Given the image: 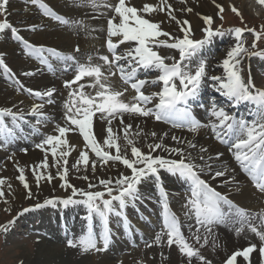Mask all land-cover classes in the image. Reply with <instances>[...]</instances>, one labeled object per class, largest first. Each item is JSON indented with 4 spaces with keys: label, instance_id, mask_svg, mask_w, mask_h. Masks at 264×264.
<instances>
[{
    "label": "snow or ice",
    "instance_id": "snow-or-ice-1",
    "mask_svg": "<svg viewBox=\"0 0 264 264\" xmlns=\"http://www.w3.org/2000/svg\"><path fill=\"white\" fill-rule=\"evenodd\" d=\"M87 6L92 8L104 7L114 13L113 16L107 20V40L106 48L109 55H99L98 59L103 61V64H93L92 57L89 56L84 64H78L75 69V75L72 80L64 82V87L72 89L73 84L87 78H92L93 83L90 87L95 89L93 93H86L84 85H80L77 89L69 92V100L65 104L66 114L65 126H57L56 133L48 135L42 143L36 145L42 151L45 150V145L50 146L51 155L53 157L52 166H59L62 162V168L57 167V175L54 177L47 172L49 168L47 155L44 161L33 166V177L39 186L41 180L48 183L54 178H58L62 183L61 188L71 189V194L67 198L45 199L43 204L36 203L33 205L34 209H39L48 205L56 207L63 205L68 207L76 203H83L89 210L87 217L89 224L87 231L74 241L69 239L67 244L69 247L79 246L83 251L107 250L111 238L110 230L106 225V216L109 213L116 212L117 209L125 208L130 202L137 199V185L146 177H154L159 179L158 172L160 169H165L169 173L178 174L191 183V199L188 201L187 207L190 210V215L195 217L196 224L211 232L213 226L220 224H233L236 226L234 230L237 233L243 232L245 229L254 233L262 242H264V211L252 214L244 208L236 207L228 200L227 197L212 189L204 180L200 179L195 163L196 157L192 153H185L184 148H167L162 143L163 137H160L161 142L151 143L147 145L148 152H142L140 148L135 146V141L130 137L129 133L132 129L131 124H124L123 115L129 114L139 117H152L156 121L171 124L173 128H186L190 133L196 134L204 125L194 118L189 109L191 102L195 101L200 92L202 83L207 76L206 63L203 59L193 60L197 56L199 49H202L211 38L215 35H221L219 30L211 28L213 23L212 17H203L205 24L209 27L203 29L204 38L194 40L190 38V26L188 28L181 27L184 33L183 37H176L169 32L163 31L159 23L151 22L144 18L142 14H151L154 11H164V7H157L156 5L144 4L142 8L130 6L127 0H117L113 5L107 3L106 0H84ZM9 0H0V15L6 17L7 5ZM32 4H39L45 9V16H54L51 9L48 8L42 0H30ZM258 3L264 4V0H258ZM161 4L166 6L169 10V15L172 13L171 5L167 4V0H161ZM220 12L224 11L222 6L217 5ZM234 12L239 15V12L233 8ZM188 12L192 9L188 8ZM54 18L70 28L84 27L82 21H69L62 19L59 15ZM176 20L174 15L171 16ZM180 25H188V21L176 20ZM8 30L17 40L24 45L25 54L28 56H35L39 58L41 64L46 65L49 69L52 64L49 63L48 57H54L58 60L72 61L75 58L71 55L63 56L58 50L45 48L43 46H36L17 34V29L5 19L0 22V32ZM29 30H35L32 26ZM234 33L236 44L227 52L226 58L222 61V67L226 73V78L222 79L219 76H210L208 79L215 82L217 91H221L223 95L240 102H251L257 108V119L249 123L246 120H236L223 108H218L212 105L209 109L211 117L215 120L209 126L214 133L215 139L220 143L229 144L230 149H233L235 160L239 163L241 169L247 174L252 181L254 187L261 193H264V90L257 88L251 79L245 80L239 69L240 57L242 54L248 52L243 45L242 36L244 30L241 28H234L230 30ZM254 31V30H253ZM113 37L118 38V42H133L134 47H130L122 53H118V42L113 41ZM161 37H166L162 40ZM259 39V36L256 37ZM160 46L177 49L179 52V60L175 57L161 56L155 48ZM255 44L252 45L254 49ZM75 51H79L77 45ZM48 53L45 57L44 53ZM251 55L264 58V50L256 52L253 51ZM166 60H172L171 64L166 63ZM192 61L196 64L195 69L186 67L185 62ZM107 68V73L102 71ZM0 69L4 73H9L10 69L6 65L2 56H0ZM115 69V71H113ZM141 70L151 71L156 70L158 75L155 80L148 81L147 79L139 78ZM119 73L120 80L129 85L134 90L135 95L132 97V102H125L120 98L128 91L127 88L117 91L111 90V85L108 83L110 75ZM31 75V73H25ZM179 82V86L177 85ZM160 83L162 89L159 92L152 94H145L142 89L145 84ZM56 92L55 88H49L44 91H32L29 89V94L38 98L41 103L33 104L31 109L27 112L17 109H0V131H5L6 136H12L13 131L7 128V121H24L26 115L39 117L37 123L46 122L47 117L41 111L44 105L51 104L52 98ZM154 98H158V102L154 107H148L152 104ZM99 113L98 119H107V126L105 128L106 136L102 144L98 143L95 133L93 131V117ZM119 116L121 128L119 131L123 132V139L125 143L119 144L120 136L117 130L112 127V119ZM74 126V127H73ZM78 130L79 135L83 137V141L87 148L95 154L100 161L107 163L109 160L119 161L127 169L130 170V175H121L114 182L112 179L101 180L100 183L104 187V191H84L77 189L68 182V168L67 157L69 152L65 150L67 145L66 135L70 131ZM228 134V138H224ZM136 135H139L137 133ZM153 132L152 136L156 137ZM164 135H167L166 133ZM172 139L177 144L183 143L176 136ZM187 147L196 149L197 145L189 140ZM164 149L169 152L170 156H175V159H165L160 156H154L152 153L158 149ZM115 149L113 155L111 150ZM130 149V156L128 155ZM59 150V156H58ZM206 147H200L199 160L205 161V156L202 153L207 152ZM222 154H217L216 158ZM207 159H212L209 156ZM83 163L85 166L89 165V153L81 151L76 163L72 166L79 171V165ZM95 170V163L92 164ZM211 166L209 165V168ZM203 171V168H200ZM19 181L23 187L28 191L27 198L32 197V192L29 189V184L24 175V170L19 169ZM224 171H216V176H223ZM87 179V177H84ZM5 178H0V197L5 195L3 185ZM113 184L115 186H113ZM9 189L11 185H8ZM94 187V185H89ZM115 193V194H114ZM105 195L109 199H104ZM161 195L164 211V231L161 235L156 237V242L159 243L162 237H166L168 245L175 244L182 255L191 260L193 257H199L202 264H206L205 258L200 255L199 250L190 244L181 233L179 223L175 215L169 213V206L166 203V193L161 189ZM79 196L81 199L76 200L74 197ZM115 202V203H114ZM32 209L25 208L23 212H28ZM23 212L21 214H23ZM93 214L99 217L101 221V230L97 233L91 223ZM9 224L14 221H9ZM0 229L7 231V225H0ZM196 243H200L201 237L197 234L194 237ZM102 244V247L98 245ZM151 246V245H149ZM256 250V246L252 245L243 250H237L232 253L225 261V264H237V257H243L244 261H249L250 254ZM259 253L264 257V246L259 248Z\"/></svg>",
    "mask_w": 264,
    "mask_h": 264
},
{
    "label": "bare ground",
    "instance_id": "bare-ground-1",
    "mask_svg": "<svg viewBox=\"0 0 264 264\" xmlns=\"http://www.w3.org/2000/svg\"><path fill=\"white\" fill-rule=\"evenodd\" d=\"M69 1V0H68ZM84 1V0H79ZM113 0H106L110 3ZM249 0H167V4L171 5L173 10L171 15H169V10L166 6L161 4V0H127V3L130 6H135L137 8H142L144 4L156 5L159 7H164V11H154L149 14H142L144 18L149 19L151 22L159 23L163 31L169 32L176 37H183L184 33L180 30L181 27L188 28L190 26L191 30H198L203 25H206L203 17H213L214 13L219 10L217 5L222 7H240L243 11L251 14L253 10L251 2ZM50 6L52 12L56 15H59L62 19L64 16L68 17L70 21L72 20H81L83 22L84 28L88 29L85 31V35L82 37L72 36V34L67 33L65 30H57L51 22H48L46 19L41 17V14L38 13V10L35 8L34 4L30 3V0H9L7 5V15L6 18L16 29L17 34L23 37L24 40L36 45L43 46L45 48L56 49L61 53H71L77 56L85 54L86 59L89 56H92V63L97 64V58H95V53L98 48L102 51L104 55L110 54L104 48L105 42L107 40V26H101L103 32L97 36L95 34L87 35L91 32V28L95 25H100L98 22L84 21L83 18H79V13L82 11H77V8L74 7L75 4L67 3L66 0H42ZM191 8L192 11L188 12L187 9ZM82 15V14H81ZM174 15L176 20L181 22L188 21V25H183L182 23L178 25L176 20H173L171 16ZM32 26H35V30H29ZM94 33V32H93ZM162 40H166V37H161ZM15 38L10 31L5 30L0 32V56L11 66L9 68L12 72H15L18 78L25 83L27 90L31 89L32 91H44L49 88H55L56 92L52 98L51 104H45L41 111L46 115L47 122L37 123L39 117H33L31 115H26L25 117H33L36 120L34 124H29V129L34 134V137H29L26 139L28 151L26 154H23L21 148L16 149V154L14 155L17 159L13 162L0 163L3 167L0 168V178H5V184L3 185V191L5 193L8 206L10 208H15V210H22L23 204H31L32 197L35 196L37 199L46 198L49 199L52 196H57L59 198H64L65 196H70L69 192L71 189H64L60 187L62 183L58 178H54L51 183L41 180L39 186H37L36 181L33 178L32 169L33 166L40 164L44 161L45 156L47 155L49 168L47 172L51 173L54 177L57 175V167L62 168V162L59 166H52L53 157L51 155L50 146L45 145V150L42 151L40 148H36V144L42 143V141L48 136L57 134V126H65V108L63 103L69 99V92L75 90L78 87L72 85V89L62 87V83L69 79L70 73L74 69L77 62L68 61L70 65L66 74H61L59 77H55L54 80H51V77L48 76L41 62L36 66L29 59L24 57L21 54L20 48L17 43L14 41ZM114 42H118V38L113 37ZM236 39L233 36L227 38L222 37L221 39H211L202 49H199L197 54L200 57H205L208 59L209 67L207 68V76L204 79L205 86L207 89H211L213 92L217 91L215 82L208 79L210 76H219L222 79L226 78V73L222 67V61L226 58L227 52L231 50L232 47L236 44ZM102 44V48H101ZM79 46V51H75L76 46ZM133 42H118L117 52L122 53L130 47H134ZM210 47V49H208ZM162 51L155 48L154 50L159 51L161 55L165 54L168 50L177 54V60H179V52L177 49H172L165 47ZM46 53V52H45ZM64 56V55H63ZM69 56V55H65ZM162 56V55H161ZM255 56V55H254ZM253 55H247L243 58V63L248 70V77L251 80H255V75L253 73L254 68H259L263 65V61H259L258 58ZM171 57V56H170ZM49 59V58H48ZM203 59V58H202ZM78 60H81L78 58ZM63 61L64 60H58ZM170 61V60H169ZM5 62V63H6ZM192 62V61H190ZM67 64V65H68ZM84 64V63H80ZM187 64V61L185 62ZM40 69V71H38ZM102 71H106L107 68H103ZM115 71V69H113ZM154 72L156 76L158 75L156 70L144 71L141 70L139 78L148 79V74ZM25 73H31V75H25ZM6 75V74H5ZM5 76L2 69H0V109H11L16 111L17 109L23 110L25 112L29 111L33 104L41 103L38 98L28 95L27 97L21 93H17L18 89L12 85L5 83ZM155 80V79H153ZM149 81H152L150 79ZM178 82V81H177ZM93 83L92 78L89 79L88 87L83 89L86 93H93L95 89L90 87ZM108 83L111 85V90H123L128 89L127 92L120 98L125 102H132V97L134 93L128 85L124 84L119 77V73L116 75H110ZM59 84V85H58ZM162 88V84H161ZM261 90H264V87H257ZM142 91L145 94H152L154 92H159V89L155 90L152 88L151 83L145 84ZM158 102V98H154L152 104H149L148 107H154ZM221 102H228L229 104L224 107V110L227 111L231 116L235 117L236 120H241L238 118V115L243 110V119L251 123L253 120L257 119V108L255 104L251 102H240L237 103L235 100L230 99L229 97L223 95ZM217 106V105H216ZM204 107V106H203ZM231 107V108H230ZM219 108V107H218ZM64 109V110H63ZM201 116H205L209 125L214 122L215 118L211 115H205L201 113ZM100 116L97 113L93 117V131L95 133L98 143L102 144L103 139L106 136L105 128L107 126V119L101 120L98 119ZM51 120V121H50ZM124 124H131L132 129L129 133L130 137L134 139L135 146L140 148L142 152H148L147 145L151 143L161 142L160 137H163L162 143L167 146V148H184L185 153H192L193 157H196L195 163L198 165L197 170L203 176L202 178L207 181L216 191L228 196L230 199L235 201L239 206L246 209L250 213L253 212H262L264 211V193H257L248 182L246 176L240 175L238 170L234 166L233 162L230 160L227 155L228 152L219 144V141L215 139L214 133L211 134V131H208L206 128L202 127L196 134L190 133L187 129L173 128L171 124L167 123H158L154 121L151 117H139L129 114L123 115ZM36 121V122H35ZM204 122V121H203ZM205 124V122H204ZM74 127V126H73ZM112 127L114 130H117V134L120 136L118 141L119 144L123 145L125 143L123 139V132L119 131L121 128L120 118L117 116L112 119ZM155 132L156 137L152 136V133ZM139 133V135H136ZM167 135H164V134ZM172 136H176L178 139L183 141L181 144H177L176 141L172 139ZM224 138H228L226 135ZM67 145L65 150L69 152V155L65 157L67 159L68 168V182L75 186L77 189L84 191H104L103 185L100 183L101 180L112 179L113 182L118 179L121 175H130V170L127 169L119 161L109 160L107 163L100 161L95 154L91 152L89 148L85 145L83 137L79 135L78 130L70 131L66 135ZM193 141L196 145V149L187 147V141ZM13 146H18L17 143L12 142ZM35 146V147H33ZM200 147H206L207 152L202 153L205 156V161L202 162L199 160V149ZM0 148H4L3 146ZM20 148V149H19ZM26 149V148H25ZM81 151H87L89 153V165L85 166L83 163L79 165V171H77L72 166L76 163L79 153ZM112 154H115V149L111 150ZM1 153V151H0ZM154 156H160L165 159H175L178 157L170 156L169 152L165 151L163 148L158 149L152 153ZM217 154H222L219 156V159L216 158ZM130 156V149L128 152ZM59 156V150H58ZM209 156L212 159H207ZM1 161V159H0ZM16 163V164H14ZM95 163V170H93L92 164ZM209 165L211 166L209 168ZM203 168V171H200V168ZM19 169L24 170V175L29 184V189L32 192V197L27 198L28 191L23 187V184L19 181ZM216 171H224L223 176H216ZM176 176V179L170 178V176ZM159 179L157 180L154 177H146L142 182L137 185V199L130 202L125 208L117 209L119 211V217L123 219V227L120 228L114 220L112 213L108 220V229L111 233L110 241L114 243L109 244L110 248L114 247H125L127 241L130 240L133 242L129 235L133 238L145 241H151L155 237V231H159L160 226H164V217L160 218V211L164 216L163 203L161 189L166 193V201L169 202V213L175 215L180 226L181 233L189 238V231L186 228L187 225H190L195 222V219L192 220V217L188 216L185 212V203L188 201L187 188L188 184L186 180L182 179L178 174L168 175L163 169H160L158 172ZM84 177H87L85 179ZM158 182V183H156ZM160 183V184H159ZM94 185V187H89V185ZM8 185H11L9 189ZM113 186H115L113 184ZM159 197V198H158ZM75 199L80 198L79 196L74 197ZM79 200V199H78ZM0 202H3L0 197ZM115 203V202H114ZM31 207V205L29 206ZM19 208V209H17ZM130 208V211L127 210ZM40 210V209H39ZM37 210L35 209V211ZM116 214V212H113ZM68 214V213H67ZM49 214L47 210L40 211L36 216L40 219H48L49 226L58 225L57 221L59 219L57 216L54 218ZM64 215V214H63ZM67 216V215H66ZM129 219H128V217ZM161 220V225L159 224ZM77 224V223H76ZM47 226V225H46ZM225 227L216 225L212 228L211 232L206 233V244L211 247H215L216 256L206 255L211 261L223 260V258L233 252L239 250L245 244H252L256 246V250L249 257V261H244L237 257V264H262L264 262L258 256V247L263 244L257 236H252L247 229L243 232L237 233L233 224H224ZM120 236V238H119ZM151 243V242H150ZM151 248H154L151 246ZM213 248H211L213 250ZM59 249V248H58ZM52 248H48L39 253H49ZM171 251V252H170ZM168 253L169 259L162 261L164 259H159L157 264H188L185 257L176 253L175 250H170ZM214 251V250H213ZM166 254V252L164 253ZM206 260V259H205ZM161 261V262H160ZM210 261V262H211ZM116 262V261H115ZM113 262L112 264H115ZM124 262V261H123ZM127 262V261H126ZM209 262V263H210ZM129 262H127L128 264ZM208 263V264H209ZM212 263V262H211ZM117 264V263H116ZM131 264H143V262L133 261ZM190 264H199V263H190Z\"/></svg>",
    "mask_w": 264,
    "mask_h": 264
},
{
    "label": "rangeland",
    "instance_id": "rangeland-1",
    "mask_svg": "<svg viewBox=\"0 0 264 264\" xmlns=\"http://www.w3.org/2000/svg\"><path fill=\"white\" fill-rule=\"evenodd\" d=\"M75 1L76 0H69V1L66 0L68 4L69 3L75 4L74 7L79 8V6L76 5ZM81 2H84V1H81ZM248 2H251L249 4H252L250 6H253V10L251 14L243 11L242 9H240V7H237V6L223 7L224 11L222 13L220 12V10L214 13L212 17L213 23L211 25V28L214 30H219L223 34L232 33L233 35L234 33L230 31L231 30L230 28L234 29L236 26H240V28H243L244 32L242 36V41H243L244 47L248 49V52L245 54H242L241 57L239 58L240 59L239 69H240V73L242 77L245 80L248 79L247 77L248 70L243 63V58L247 54L252 53L253 51L259 52V51L264 50V4L258 3V0H249ZM233 8H235L239 12V15H237V13L232 10ZM94 10L98 12V8H95ZM99 14H101L100 11H99ZM99 14H97V17H99ZM5 18H6L5 16L0 15V22H3ZM65 18L67 20L69 19L68 17H65ZM63 19H64V16H63ZM228 26H232V27H228ZM207 27L209 26L206 24V25H203L198 30H191L190 38L194 40L203 39L204 38L203 29ZM94 30L97 31L98 29L94 28ZM84 31H88V29H85ZM257 35L259 36V39H256ZM221 38L222 37H219L218 39H221ZM211 39H216V38L212 37ZM253 44L256 45L254 49L252 48ZM164 49H167V48H163L161 50H164ZM208 49H210V47ZM177 54H178L177 52L174 54L172 50L171 51L168 50L165 54L161 53L162 56L175 57L176 60L178 58ZM202 58L203 57H200L199 59H202ZM259 61H262V60H259ZM165 62L168 64H171L172 60L170 61L166 60ZM6 65L8 66V68H11V66L7 62H6ZM208 67H209V62H207V68ZM207 68H206V71H207ZM150 74H154V72H151ZM150 74H148V77H150L149 76ZM254 75H255V80L253 83L257 85L258 84L261 85L260 87H264L263 86L264 85V74H262V71H260V69L258 68H254ZM154 76H155L154 79H156L157 78L156 74H154ZM154 85L155 84L151 83L152 88L154 87ZM156 88L159 89V86H157ZM156 88H153V89L157 90ZM18 92L21 93L20 90H18ZM225 103H228V102H222L220 103V105H224ZM224 107L226 108V106ZM224 107H219V108L224 109ZM28 118L30 117H27V118L25 117V120H24L25 122H22V124H24L23 126L25 127H28V124H26V122L28 123V120H29ZM31 119L36 120L33 117H31ZM25 146L27 147V142H25ZM21 149H22L21 151L23 152V151L28 150V147L26 149L25 147L24 149L22 147ZM0 151H1L0 163H2V165L10 161L13 162L14 160L16 162H19L14 156L16 154L15 153L16 149L15 151L10 150L6 152V148L4 147V148H0ZM2 165H0V168L3 167ZM69 194H71V191L69 192ZM67 197L68 196H65L64 198H67ZM64 198L52 196L49 199L60 200ZM1 199L3 202H0V225H7V231L0 229V264H112L115 261H116L115 264L116 263L117 264H127V262H129L128 264H131L133 261L143 262V264H157V262H159V258L163 257V252H160L161 249H159L156 246H152L150 244V242H152L153 240L146 242L145 241L146 239L144 240L139 239L137 242H135L137 239L133 238L130 235H129V238L133 242L128 240L127 244H125V247L122 246L121 248L118 246L115 248L114 246H112V248H110V245H109L108 246L109 250L106 253L102 251H96V250L83 251L81 250L79 246L69 247L67 244V241L70 239L69 234H72V238H73L72 240L76 241L81 236V234L87 231L86 227H82V225L85 224V218H86V215H85L86 210L83 209V203L69 205L68 207H64L63 205H59L56 207L48 205V206L43 207L44 208L43 210L39 208L41 211H45L46 209L48 212H54V213L60 212V215L66 218L65 226L59 227V226L52 225L51 227L49 226V224H47L48 219L43 220L36 216V214L38 213L37 209H36L37 212H35V214L33 213V210H35L33 208V205H35L36 203L43 204L46 198L37 199L35 196H33L31 199L32 203L23 204L21 206L22 207L21 211L15 210V208H10V206H8V201L6 197H4V200H3V197H1ZM104 199H109V197L105 195ZM30 205L31 207H29ZM80 206H82V208ZM25 208H29L32 210L28 212H23V209ZM127 211L129 212L130 208ZM22 212L23 214H21ZM49 214H52V213H49ZM114 215L115 213H112L113 217ZM70 220H76L77 224L74 230L71 229ZM9 221H14V223L9 224L8 223ZM77 227H78V230H77ZM49 234L50 236H47ZM152 238H154V236ZM136 243H140V246L129 248L130 245H135ZM148 243L154 248H151V246L149 248H146ZM158 245L160 246L159 243H157V246ZM205 245L206 247L213 248L211 246H208L207 244ZM48 248H52V250L49 253H42V254L39 253ZM209 248L204 249V252L207 253L206 255L216 256L215 247L213 248L215 254L211 252ZM157 252H159L158 255H157ZM169 253H166L168 255V258L162 261H166L169 259V255H170ZM156 256H158V259ZM166 257L167 256H165V258ZM205 259H206V264H208L211 261L209 257ZM211 262L209 264H212Z\"/></svg>",
    "mask_w": 264,
    "mask_h": 264
}]
</instances>
